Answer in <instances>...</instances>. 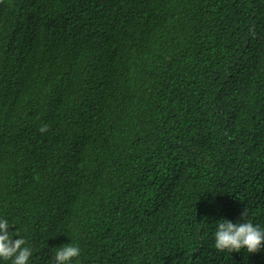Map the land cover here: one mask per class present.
<instances>
[{
	"label": "trees",
	"instance_id": "trees-1",
	"mask_svg": "<svg viewBox=\"0 0 264 264\" xmlns=\"http://www.w3.org/2000/svg\"><path fill=\"white\" fill-rule=\"evenodd\" d=\"M245 209L264 229V0H0V219L29 264H264L214 246Z\"/></svg>",
	"mask_w": 264,
	"mask_h": 264
},
{
	"label": "clouds",
	"instance_id": "clouds-1",
	"mask_svg": "<svg viewBox=\"0 0 264 264\" xmlns=\"http://www.w3.org/2000/svg\"><path fill=\"white\" fill-rule=\"evenodd\" d=\"M47 131V125L40 129ZM247 210L241 214L243 222L233 223L227 219L218 221L215 231V248L220 252H240L245 249L248 253H256L264 247V229L245 219ZM9 224L6 219H0V260L10 261V264H29L32 250L26 246L23 238L14 239L8 231ZM80 248L74 244H66L55 252V264H71L79 257Z\"/></svg>",
	"mask_w": 264,
	"mask_h": 264
}]
</instances>
